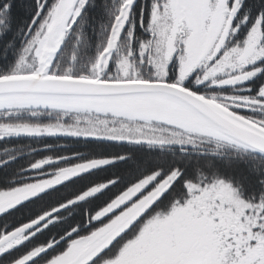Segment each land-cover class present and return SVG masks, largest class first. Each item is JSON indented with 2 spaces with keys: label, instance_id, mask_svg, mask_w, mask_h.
<instances>
[{
  "label": "snow or ice",
  "instance_id": "snow-or-ice-1",
  "mask_svg": "<svg viewBox=\"0 0 264 264\" xmlns=\"http://www.w3.org/2000/svg\"><path fill=\"white\" fill-rule=\"evenodd\" d=\"M0 143V264H264V3L0 0Z\"/></svg>",
  "mask_w": 264,
  "mask_h": 264
},
{
  "label": "trees",
  "instance_id": "trees-1",
  "mask_svg": "<svg viewBox=\"0 0 264 264\" xmlns=\"http://www.w3.org/2000/svg\"><path fill=\"white\" fill-rule=\"evenodd\" d=\"M260 3H264V0H259ZM246 3H256V0H246ZM45 122H47V118H45ZM41 143H57V144H67L69 146V148H73V147H80L81 150H83L84 146L83 145H76L73 144L71 140H57L55 138H51V137H45L43 138V140L41 141ZM33 145V146H37L36 142L33 140H30L28 138H21V139H14L11 140L9 142H7L8 146H15V145ZM5 146L4 143H0V148H3ZM116 151H121V150H127L129 152H131V160L135 161L137 163L140 164H151L153 162V160L155 159V157L158 155V153H154L152 150L144 148V149H140V148H119L117 147L116 149H114ZM129 167H132V164L130 163L128 165Z\"/></svg>",
  "mask_w": 264,
  "mask_h": 264
}]
</instances>
